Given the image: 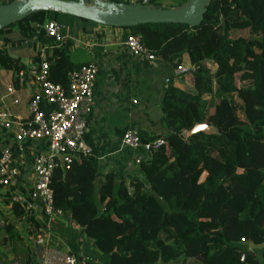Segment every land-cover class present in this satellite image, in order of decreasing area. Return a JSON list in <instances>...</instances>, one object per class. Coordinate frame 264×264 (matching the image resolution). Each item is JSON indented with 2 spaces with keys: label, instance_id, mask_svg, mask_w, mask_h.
<instances>
[{
  "label": "trees",
  "instance_id": "trees-1",
  "mask_svg": "<svg viewBox=\"0 0 264 264\" xmlns=\"http://www.w3.org/2000/svg\"><path fill=\"white\" fill-rule=\"evenodd\" d=\"M152 7L162 8L161 1L153 0ZM49 21L63 26V34L66 28L87 33L98 26L62 12H35L0 32V65L17 74L25 70L8 46L38 39L47 51L49 80L67 90L69 74L79 69L70 42L59 44L42 29ZM129 30L150 54L173 64L181 76H192L197 94L169 81L162 130L140 132L143 144L166 143L150 149L139 164L143 178L111 173L97 180L95 152L75 160L70 170L54 172L56 208L85 230L95 247L84 250L82 260L264 264V248H258L264 246V0H212L196 28ZM41 62L40 50L36 63ZM197 125L214 131L188 137ZM12 148L18 153L16 143ZM12 214L14 221L0 211V264H35L27 239L39 224L19 204Z\"/></svg>",
  "mask_w": 264,
  "mask_h": 264
},
{
  "label": "crops",
  "instance_id": "crops-1",
  "mask_svg": "<svg viewBox=\"0 0 264 264\" xmlns=\"http://www.w3.org/2000/svg\"><path fill=\"white\" fill-rule=\"evenodd\" d=\"M160 1L162 8L165 9L163 5L165 1ZM171 1L175 3V0ZM130 34L132 33L129 29L99 25L90 28L87 33L76 27L72 30L66 28L63 34L65 40L71 44V60L78 69L92 62L99 67L94 87L96 105L88 117L85 135L86 142L97 154V180H103L111 173L143 178L140 166L136 162V150L123 145L124 134L131 129L148 134L162 130L159 124L161 104L169 81H173L176 87L187 93L197 94L192 87V76H181L183 73L177 71L170 62L156 56L154 61H150L146 57L134 55L123 44ZM35 41L21 46H12L10 43L8 46L10 55L19 59L21 65L25 67V70L19 72L25 73L24 85L20 86L18 82L19 74L6 71L0 65V109H7L19 119L29 118V103L34 92L29 74L37 64L36 57L41 50L38 39ZM10 88L15 90L12 97L8 95ZM15 99L19 101L18 105L13 104ZM207 127L206 132L214 131L212 126ZM14 143L16 142L12 139H0V145L12 147ZM16 145L27 154L25 177L29 180L33 168L30 155L38 150L46 154L47 147L41 143L28 146L23 144L21 147L17 143ZM26 148H29L28 152ZM20 149L15 153H23ZM4 204L2 203L3 206L0 204V211L14 221L12 212ZM38 215L43 221L40 211ZM70 231H73V235ZM27 242L33 252L35 264H44L46 257L44 251L40 257L33 237L28 238ZM47 243L56 258L53 264H62L61 259L66 254L74 256L78 264H85L82 260L84 250H95L85 230L74 225L68 216L54 218L47 235ZM43 249L45 250L44 247ZM250 249L253 250L252 247Z\"/></svg>",
  "mask_w": 264,
  "mask_h": 264
},
{
  "label": "built area",
  "instance_id": "built-area-1",
  "mask_svg": "<svg viewBox=\"0 0 264 264\" xmlns=\"http://www.w3.org/2000/svg\"><path fill=\"white\" fill-rule=\"evenodd\" d=\"M14 0H0L1 5H9ZM153 0H117L116 3L131 6H152ZM47 36L59 44L65 41L64 27L56 21H49L44 27ZM136 56L146 57L150 61L155 56L142 45L141 37L130 34L123 43ZM42 62L30 70L31 84L34 89L29 103V118H15L7 109H0V139L13 140L20 147L23 144H44L47 153L42 151L30 155L33 168L30 179H26L27 154L22 149L16 154L12 147L0 145V204L12 207L19 204L26 215L30 214L39 224L33 240L45 248L44 264H53L56 260L53 250L47 243L51 222L56 217H67L56 208L51 182L58 169L70 170L73 162L92 155L93 149L86 142L87 120L95 108L94 87L99 74L96 63H89L69 74V88L66 90L49 80L48 63L44 60L46 49H41ZM20 86L24 85L25 73L19 74ZM10 88L8 95L14 96ZM18 105L17 99L13 100ZM123 145L137 152L136 162L140 164L150 149L166 146L159 140L153 146L143 144L138 129L128 130L123 137ZM38 211L41 213L40 220ZM13 217V214H12ZM73 223V222H72ZM3 225V222H2ZM75 225V224H74ZM244 261V258L241 260ZM62 264H78V260L66 254ZM13 264H18L14 262Z\"/></svg>",
  "mask_w": 264,
  "mask_h": 264
},
{
  "label": "water",
  "instance_id": "water-1",
  "mask_svg": "<svg viewBox=\"0 0 264 264\" xmlns=\"http://www.w3.org/2000/svg\"><path fill=\"white\" fill-rule=\"evenodd\" d=\"M211 2L212 0H189L188 5L180 9H163L105 0H14L9 5L0 6V32L38 11L62 12L99 26L116 29H131L143 25H187L196 28L201 26ZM207 130L206 125H197L188 136ZM36 250L41 257L43 247L36 244Z\"/></svg>",
  "mask_w": 264,
  "mask_h": 264
},
{
  "label": "rangeland",
  "instance_id": "rangeland-1",
  "mask_svg": "<svg viewBox=\"0 0 264 264\" xmlns=\"http://www.w3.org/2000/svg\"><path fill=\"white\" fill-rule=\"evenodd\" d=\"M165 3L163 4L165 9H180L188 5L189 0H175V3H172L171 0H164ZM177 1V2H176Z\"/></svg>",
  "mask_w": 264,
  "mask_h": 264
}]
</instances>
